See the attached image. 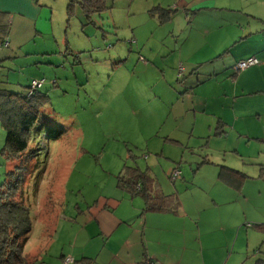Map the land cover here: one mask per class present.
Here are the masks:
<instances>
[{"label":"crops","instance_id":"crops-1","mask_svg":"<svg viewBox=\"0 0 264 264\" xmlns=\"http://www.w3.org/2000/svg\"><path fill=\"white\" fill-rule=\"evenodd\" d=\"M177 1L150 0L152 8L163 9V12L164 9L171 10L169 17L164 19L150 10L152 8H145L163 33L161 48H153L148 43L149 33L138 46L129 43L127 51L119 47L118 54L108 53L106 58L93 62L101 63V69H107L109 64L113 67L107 78L113 74L114 82L108 84L107 99L99 110L113 104L117 111L110 113L116 120L126 119L130 125L139 126V134L149 138L148 150H129L138 157L140 153L155 154L154 160L144 155V165H137L149 169L161 184L163 193L175 194L180 199L179 211L176 214L143 212V198L132 196L117 186V174L128 163H124V154L118 151L120 146L114 139L109 173L101 174L105 175L102 177L105 181L98 183L99 188L95 185L90 200L65 202L64 209L69 213L60 222L59 229H56L58 223H54L52 232L67 234L69 240L68 246L60 250L50 264H63L65 256L72 258L68 264H137L144 259L150 260L151 264H264V235L246 225L264 223L261 193L264 192V15L250 12L243 19L238 11L244 9L228 5L231 0H225L222 6L215 0ZM66 2L69 0H59L60 6ZM54 7L55 0H0V76L2 67L10 71L11 67L19 66L20 58L28 60L32 56H47L34 63L52 66L53 55H59L62 61L56 66L68 67L74 66L71 59L77 53L78 65L84 70L85 65L91 63V57L71 49L66 43L64 48L57 45L51 50L37 44V35H46L51 30L47 21L52 20ZM129 11L130 6L128 14ZM85 20L88 24L92 17ZM217 20L223 31L218 33L217 39H211ZM55 39L60 44V40ZM102 40L108 44L104 47L107 52L111 47L115 50L119 46L120 39L113 42L103 36ZM153 49L160 52V57L152 59L150 64L146 53L152 51L153 56ZM247 56H255L260 62L236 72L233 69L235 62ZM153 69L168 77L162 84L157 81V88L147 90L146 86L152 84ZM135 76L137 78L133 79ZM31 78H42L40 89L56 87L57 78L49 82L44 75ZM97 80L101 81V78ZM45 89L42 90L47 91ZM48 110L52 122L64 124L57 115L58 109ZM72 128L80 133L78 126ZM139 134H126L127 146L138 145L139 148L144 145ZM62 136L54 142L63 148L61 156L74 165L85 150L77 151V146L74 149L77 142L64 147L68 141ZM4 141L0 134V164L7 169L1 152ZM205 141L213 147H204L203 152L194 153ZM186 151L188 155L185 156ZM126 155L131 157L132 154ZM180 162L188 163L192 177L199 172L208 174L207 177L200 176L202 180L197 183L191 178L188 185L165 183L162 170L165 169L164 174H167L173 164ZM193 164H196L194 169ZM228 169L239 173L232 174ZM72 173H68L67 180ZM181 180L184 181L183 176ZM249 183L256 184L255 198L248 192ZM164 184L172 189L166 191ZM184 194L187 208L180 198ZM64 200H68L66 192ZM218 205L225 211L216 210ZM230 220L236 221L234 230L236 225L247 223L232 231ZM181 228L180 246L174 234ZM186 228L191 230L189 235ZM233 233L235 236L231 239ZM253 234L258 235L256 243L249 240ZM238 239L243 242L241 248L235 246ZM259 246L260 251L254 253ZM189 252L197 256L196 262L188 258Z\"/></svg>","mask_w":264,"mask_h":264},{"label":"rangeland","instance_id":"rangeland-1","mask_svg":"<svg viewBox=\"0 0 264 264\" xmlns=\"http://www.w3.org/2000/svg\"><path fill=\"white\" fill-rule=\"evenodd\" d=\"M224 1L225 0H215L219 6H222ZM177 2L178 1L176 0L175 3ZM67 3L68 2L60 6L59 0H55V7L52 9V20L47 21L50 22L51 30H48L46 35L38 34L37 44L44 48L49 47V50H51L52 47L57 45H61V47L64 48L66 43L71 49L80 50V54L89 58L91 57V63H88V66L85 65L86 69L84 70L83 66L78 65L80 59L77 58L78 54L74 53V57L71 59L74 66L70 65L68 67H64L62 64L56 66L62 61V58L59 55H53L54 65L52 66L44 62L34 63L36 59H40L39 61H41V59L47 58V56L39 55L35 57L32 56L28 60L20 58L18 61L19 66L11 67L10 71L4 66L1 71L2 75L5 74V78L8 82H10V85L15 88H22L21 86L25 85L31 77H42L44 75L47 82H49L52 78H57L55 81V88L48 85V88L45 86L46 89L44 87H42V89L47 90L51 98L48 109H58L60 112H57V115L64 121V124H58L57 121L54 123V120L53 122L52 120L47 121L50 114L48 110H45L46 114L44 120L47 127L44 128L43 133L38 134V136L36 135L35 138L38 140H35V143L38 150H41V153L29 160V167H27L25 171L22 183L25 204L29 208L30 218L34 223L32 226L31 238L26 244L25 250L37 254L36 251H33L37 250L36 245L38 244L37 247L40 248V246L44 244L45 248H42L40 251V256L43 257L47 264H50L51 261L58 257L60 250L68 246L69 239L67 234L59 231L52 232L54 223H58L56 224V229H59V225L62 223V220L66 217V214L69 213L67 212V209H64L65 202L73 199V201H71V204H73L77 200L91 199V193L93 194L92 189H95L96 186L99 188L98 183L102 180V177L105 176H101L102 172L109 173V158L111 149L114 146V139H116L115 143L120 146L118 151L121 154H124V163L143 166L144 155L149 156L152 160L155 159V154L140 153V156L135 160L126 155V153L129 152V148L134 150L136 149L137 151H139V149L145 151L148 150L146 145L147 142H149V138L146 139V136H142L141 133L139 134L141 131L139 126L130 125L126 119L116 120L110 113L117 111L113 104H110L103 111L99 110L104 106L103 102L107 99L106 89L109 83L114 82V75L112 74L109 79L107 78L109 70L113 69L110 64L107 65V69L106 67L101 69V63L93 62L95 59L106 58L108 53L116 55L121 51V49L127 51V46H130V44L138 46V43L147 39L149 33L150 38L148 39V43L150 45L152 44L153 48H161L160 39L162 38L163 33L157 26L156 20L149 18L146 10L149 7L152 8L150 0H107L108 5L113 7L109 8L110 10L108 12L104 11L102 13L93 14L92 20L88 24H85V22H87L85 20L86 18L80 7L76 4H74L73 11L71 12L72 15L69 16L66 11ZM228 5L236 7L237 9H239L238 7L243 8V11H238L239 15L243 19L247 16V14L250 15V12H253L256 15H264V0H231ZM129 6L130 11L128 14ZM150 10L155 11L159 16V12L155 10V7ZM213 30L210 38L217 39L219 37L218 33L223 31V26L219 20L215 21L213 24ZM103 36H106L107 40H112L113 42H115L116 39H120L119 46H116L115 50L111 47L109 52H107L104 47L108 44L103 42ZM131 36L132 41H130ZM134 36L136 40H134ZM55 38L60 40V44ZM124 41L127 43L126 45L124 44ZM119 47H121L120 50H118ZM153 53V56L152 51L146 53V57L150 59V64L152 59H158L160 57V52H158V50L153 49ZM87 72H89V74H87ZM36 74L40 76H36ZM151 76L152 84L146 86L147 90L157 88L155 83L159 81V84H162L168 77L167 74L163 77L162 72L157 73L155 69H153ZM98 77L101 78V81L97 80ZM136 78L137 76L133 79ZM32 79L40 80L42 78H31L30 80ZM123 106L126 105L123 104ZM62 125L65 126L61 128ZM74 125L81 129L80 133H77L76 129L72 128ZM123 127L126 128L119 130ZM63 129L65 131L62 133V137H65L68 141L64 147L71 146L72 143L77 142V145H73L74 149L77 146V151L85 150L80 159L74 165L71 164V161L69 162L61 156L63 148L60 149L58 145L60 143H55L53 141V138L59 135ZM125 133L135 135L139 134V138L144 142V145L141 144L139 148L136 147L138 145L133 146L134 148L127 146V135ZM0 134L1 140L3 139L4 141L5 133L1 125ZM196 139L197 138L195 136V140ZM204 147L213 146L205 141L204 144L196 147L194 153L199 154V150L200 152H203ZM64 150L66 149L64 148ZM186 155H188L187 151L185 152V156ZM183 161L187 160L183 159ZM192 167L193 169L194 167L196 168V164H193ZM174 168L180 170L181 175L175 182H172L170 172ZM7 169L10 170L11 168ZM7 169L4 165L0 164V185L3 182ZM164 170L165 169L161 172L165 176L164 181L165 183L168 182L171 185H178L180 183L188 185L190 184L191 178L194 183H197L202 180L200 176L207 177L208 175L199 172L195 174L197 176L196 178H194L195 175L192 177V171L190 172L191 169L189 168L187 162L173 164L167 174H164ZM70 171H73V173L70 179L67 180V176ZM182 171L184 173H182ZM66 173L67 175L65 177ZM182 176L184 177V181L181 180ZM102 181L105 180L103 179ZM164 187L166 191H170V189H172L171 186H167L169 188H166L165 184ZM65 192L68 195V200L66 201L64 200ZM248 192L253 198L257 196L255 183L248 184ZM261 193L262 197H264V192L262 191ZM180 198L183 201L185 208H187L188 201L186 199V195L184 194L182 197L180 196ZM217 208L218 209L216 210L222 212L225 211L222 205H218ZM60 211L62 212L59 215ZM211 216H213V214ZM42 217L49 218L47 222L48 229H46V231L45 226L42 225L41 222ZM223 220L227 221L228 219ZM230 221L232 223V231H235L237 227L243 228L247 223L242 222L239 226L236 225L234 230L236 221ZM218 225L216 227H218ZM186 229L187 235H189L191 230L190 228ZM41 232H43V235L45 234L43 241L37 240ZM182 232L183 229L181 228L178 233L174 234L178 238V244L180 246L182 245L180 241ZM259 233L264 235V231L259 230ZM258 235L253 234L250 236L249 240L256 243L258 241ZM234 236L235 233H233L230 238L233 239ZM51 242L53 243L51 244ZM217 245L218 244H216V247ZM235 246L237 248H241L243 246L242 240H236ZM189 253L191 256L188 258L196 262L197 256L191 252Z\"/></svg>","mask_w":264,"mask_h":264},{"label":"trees","instance_id":"trees-1","mask_svg":"<svg viewBox=\"0 0 264 264\" xmlns=\"http://www.w3.org/2000/svg\"><path fill=\"white\" fill-rule=\"evenodd\" d=\"M74 4H79L88 20L93 14L102 13L110 8L107 0H69L67 4L69 16L72 15ZM155 10L159 12L160 19L168 18L171 12L167 9L163 12L160 8ZM3 77L0 78V125L5 133V141L1 152L4 163L11 169L6 170L0 185V264H47L40 256V251L45 248L44 244L39 245L40 248L37 247L38 244L36 245L37 250L33 251L37 254L25 250L34 223L25 204L22 183L25 171L29 167V160L41 153L35 138L47 127L44 117L45 110H48L50 104V96L47 91L40 88L31 89V81L34 79L30 80L28 85H24L25 88L22 86V88H13ZM48 112L50 113L49 110ZM50 120L52 117L49 116L47 121ZM64 131L63 129L53 141L59 140L58 137L62 136ZM129 152L134 160L138 157L133 150ZM228 170L232 174L239 173L234 169ZM117 186L132 196H141L144 200L143 212L176 214L179 211L180 199L175 194L163 193L159 183L147 168L124 164L117 174ZM48 219L45 217L41 219L45 231L48 229ZM247 226L264 231V223L251 222ZM44 235L41 232L37 240L43 241ZM259 248L260 246L254 250V253H258Z\"/></svg>","mask_w":264,"mask_h":264},{"label":"built area","instance_id":"built-area-1","mask_svg":"<svg viewBox=\"0 0 264 264\" xmlns=\"http://www.w3.org/2000/svg\"><path fill=\"white\" fill-rule=\"evenodd\" d=\"M7 43V42H6ZM260 61L258 60L257 57L255 56H247L245 58H242L238 61L235 62V64L233 65V69L238 72V71H242L245 70L251 66L257 65ZM42 85V80H38V79H34L31 81V89H35V88H40ZM181 175L180 170H178L177 168H174L171 172H170V178L172 180H175L177 178H179ZM72 261V258L70 256H65L63 259V264H68ZM137 264H151L150 260L148 259H144L140 262H138Z\"/></svg>","mask_w":264,"mask_h":264}]
</instances>
